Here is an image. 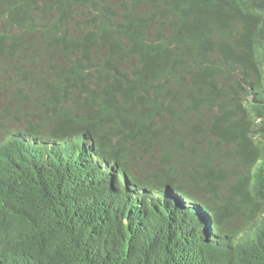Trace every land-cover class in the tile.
Returning a JSON list of instances; mask_svg holds the SVG:
<instances>
[{"label": "trees", "instance_id": "obj_1", "mask_svg": "<svg viewBox=\"0 0 264 264\" xmlns=\"http://www.w3.org/2000/svg\"><path fill=\"white\" fill-rule=\"evenodd\" d=\"M128 1L0 0V264H264V0Z\"/></svg>", "mask_w": 264, "mask_h": 264}, {"label": "clouds", "instance_id": "obj_2", "mask_svg": "<svg viewBox=\"0 0 264 264\" xmlns=\"http://www.w3.org/2000/svg\"><path fill=\"white\" fill-rule=\"evenodd\" d=\"M126 2H129V1L126 0ZM237 25L239 26L240 29H247L250 31H256V30L260 29V27H261V23L257 20V15L255 12H244L242 14V16L240 17V19H238ZM259 120H261V119L258 118V121ZM160 124H164L162 119H161ZM260 129H261V126H257L255 128V131L259 132ZM165 133L166 134L168 133V129H166ZM175 143L177 145L178 140H175V142H168L166 139V135L164 134L163 139H162V143L160 144V148H156V149H158V150H164V148L173 149L176 146ZM97 153H98L97 147L95 145H91L89 143L82 145L80 148V156H83L84 158L91 159V161H94V162H96V160H97ZM143 156H144V160L142 161V163H144V161H145V154ZM258 170H259V164H258V162H256V164L253 167V172L258 171ZM220 186H221V191H220L221 195H225L227 193L226 187L223 186L222 184ZM167 197L174 198L175 199L174 202L180 206V208L183 210V212H187L186 206L184 204V203L187 204V202L180 194L174 192L173 190H170V192L167 193L165 198H167ZM187 205H189V204H187ZM190 207H192V206H190ZM197 212H198V210L195 209L194 213H197ZM201 215L202 214H199L198 216H201ZM263 219H264V212L258 213L256 218L254 220H252L250 223H248V225L246 226V229L241 234H239L237 237L243 236L246 233H250V234L254 235L255 232L258 230V228H256V227L261 225ZM237 237H235L233 239L234 243H235V239ZM246 238H248V236ZM0 247H2L4 249V253H5V255H3V259H4L8 255V253H10L12 248L3 242H0Z\"/></svg>", "mask_w": 264, "mask_h": 264}, {"label": "rangeland", "instance_id": "obj_3", "mask_svg": "<svg viewBox=\"0 0 264 264\" xmlns=\"http://www.w3.org/2000/svg\"><path fill=\"white\" fill-rule=\"evenodd\" d=\"M142 157H143V158H142V161H143V160H144V156H142ZM252 228H253V227H252ZM249 234H250V233H246V234H244L243 236L239 237L236 241H237V242H240L243 238L249 236Z\"/></svg>", "mask_w": 264, "mask_h": 264}, {"label": "bare ground", "instance_id": "obj_4", "mask_svg": "<svg viewBox=\"0 0 264 264\" xmlns=\"http://www.w3.org/2000/svg\"><path fill=\"white\" fill-rule=\"evenodd\" d=\"M40 67H42V65H40ZM40 69V68H39ZM35 70V69H34ZM44 70V69H43ZM36 71V70H35ZM40 71V70H39ZM38 71V72H39ZM42 71V70H41ZM35 74V73H34ZM35 78V77H34ZM99 162V161H98ZM2 170H4V169H2ZM170 191L168 190V189H166V195H167V193H169Z\"/></svg>", "mask_w": 264, "mask_h": 264}]
</instances>
